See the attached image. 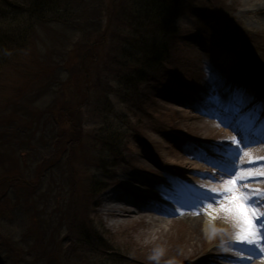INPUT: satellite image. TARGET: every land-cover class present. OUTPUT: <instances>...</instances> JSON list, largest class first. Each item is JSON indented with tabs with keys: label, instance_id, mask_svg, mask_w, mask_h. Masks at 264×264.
I'll return each mask as SVG.
<instances>
[{
	"label": "rangeland",
	"instance_id": "1",
	"mask_svg": "<svg viewBox=\"0 0 264 264\" xmlns=\"http://www.w3.org/2000/svg\"><path fill=\"white\" fill-rule=\"evenodd\" d=\"M126 1L128 0H72V5L77 11L76 19L73 21L74 26L71 29L56 28L55 30L54 27H50V33L43 29L36 30L40 42L30 43L20 55L19 53L15 54L16 61L24 62L27 58L24 68L29 78L22 79L19 74H14L9 68L5 70L6 72L0 71V81L12 77L16 84L14 89H19L18 85L21 87L26 85L28 91L35 94L38 88L35 89L36 86L32 82H39L35 78L36 74L46 72L45 76H49L53 72L52 68L61 62L60 52L64 57L79 48L81 56L91 51L94 57L84 60L80 64L85 71L89 72L88 97L83 96L89 103L91 100V105L87 104L84 108L81 107L85 101V99L82 100V96L75 99L76 103L70 102V105H78L76 110L78 114L76 115L79 116L80 129L76 133L77 137L73 136L71 130H67L65 138H69L71 135L72 140L78 141L79 144L71 143L68 146L67 163H62L61 167L59 166L60 168L48 177L41 188L38 183L42 179L40 180V176L37 174L39 166L43 163L42 155H44L47 145L53 144L56 135L63 130L49 128L46 122L48 113H44L41 120H37V116L34 117L39 130L33 129L32 138L28 136L27 129L20 132L22 128L19 127L28 128L23 120L31 119L29 115L31 110L23 107L22 101H18L21 103L20 110L26 111V117L20 115L19 112L12 113L3 102V92L0 93V195L1 198L4 195L8 199L5 202H0L5 211L2 214L0 212V224L4 226L0 232L3 234L4 230L10 232L18 230L17 222L12 219L10 213L14 205L12 201H17L18 207H21L23 203L31 204L33 208L36 207L35 214L46 229L43 236V248L40 253L37 251L42 261L51 257L57 260L69 256V261L74 262L70 255L74 254L75 248L77 251L80 250L81 246L76 244L74 248L72 244L79 242L78 239L81 237L76 231L68 233L66 226L72 227V224L75 225V223L78 224L76 226H79L81 220H84L83 224L90 220L89 235L86 234L87 238L90 236V239H86L90 243L91 240H95L93 235L100 237L105 234L104 230L110 232L105 234L108 235L105 236V239L112 242L111 244L117 252L125 254V257L121 256V258L124 263L127 262L126 264L130 262L138 264H159L161 262L168 264L172 262L178 264L181 261L185 264H197L200 257L207 259V256L213 255L223 256L222 261L224 262L232 261L238 256L232 252L231 249L234 248L229 242L231 238L240 234L241 225L233 213L224 210L226 206L224 200L213 206L215 209L213 212L217 215V220H215L217 228L215 232L211 233L204 226L206 216L204 210L206 209L200 212H184L177 208L178 215L159 223H148L147 219L130 223L125 220L110 227L107 222L108 216L104 214V199H100V196L96 197L95 192L99 190L101 182H97L98 171L93 168H97L98 165H113L115 155H119L129 141V149L134 160L130 169L119 170L118 175L127 179L131 178L124 182L131 186L132 189L128 188V190L132 193H138L141 189L145 190L143 185L147 181L157 183L160 180V183L176 186L187 193L210 194L213 192V187L210 188L211 185H215L214 190L228 188L227 183L220 184L217 181L216 175L213 178H210L209 175L199 174L191 176L193 178L183 177L180 166L185 167L183 160L188 158L187 148L191 144L200 146L202 152H213V154L216 150L222 151L226 145H229L226 141L230 139L226 138H230V132H226V128L222 127L219 122L208 121L211 123L209 125L204 123L207 121L204 119L207 118L202 117L203 115L197 109V101L202 94L201 79L208 73V66L212 68L215 63L237 68L241 63L248 66H250V62L256 66L264 64V38L261 36H264V11L262 10L264 0H212L217 11L223 10L224 16L220 22L225 31L228 29L230 32L227 31V41L209 37L206 39V43L200 40L195 41L198 36L202 35L205 24L201 21H193L192 16H200V13L194 10L186 13L190 21L186 26L189 27L187 34L192 39L191 43L179 39L183 27L179 19L176 21L173 19V27H169V23L166 24L164 41H166L168 52L162 61H159V65H156L157 70L153 78L155 81L151 85L145 86V93L149 99L148 101L143 99V91L139 90L138 95L133 94L130 97V99L132 98L130 109L126 103L128 96H126V100H122L120 97L123 96L121 91L123 75L116 68L120 61L121 40L123 39L120 29L122 30L124 26L119 19L124 12V6L126 7ZM128 12L130 13V10ZM226 13L229 15V20ZM235 28L238 33L239 30L244 33V41L240 42ZM89 45L98 48L93 49ZM37 51L43 52H39L37 57ZM29 53L30 55L27 57ZM10 68L14 70V64ZM248 68L241 69L247 74V78L239 75L232 76V74L227 77L240 80L234 87L233 95H237L235 100H240L241 108L247 107L246 98L242 102L240 96L250 85L252 76L256 77V80L251 83L252 86H255V91L258 89L264 91V74L250 72ZM231 69L235 71L234 68ZM172 70L176 72L173 76H169ZM63 76L60 74V77ZM206 87L208 92L210 89L209 79ZM183 88H191L193 91L189 94L183 92L181 98L186 101L179 103L175 94L178 91H183ZM218 92L214 89L210 90V95L217 94L213 97L208 94L209 103L210 101L215 104L222 103L224 98L218 96ZM38 97V95H34V101L39 103L35 107L44 110L48 100H38ZM257 97L250 103L257 108L243 109L242 112L236 109L238 111L236 116L244 117L248 114L259 118L253 130L258 133L262 142L256 145L255 152L253 148L247 150L244 162H261L262 166L250 169L252 170L250 176L254 181L250 182L248 186L254 190L256 188L262 190L264 193V175H261L264 173V114L260 115L261 117L258 114L257 117L255 116V110L259 111V108L264 107H259ZM152 100H156V103L154 104ZM231 105L236 107L233 103ZM39 111L35 110L36 113ZM186 115H194L199 119L191 121ZM8 119L15 125L12 135H9L10 133L5 127ZM185 125L192 128L187 129ZM206 125L207 127L204 128L203 126ZM40 129L45 130V135L50 133V138L41 135ZM128 132H136L137 137L129 140ZM110 144L113 146L112 152L109 149ZM233 146L231 145V147ZM231 147L228 146L226 150ZM109 158L111 159L109 160ZM201 165L204 164L199 163L197 167L200 169L206 167V165L202 167ZM90 167H93L92 170ZM171 175H174L176 179H173ZM201 180L204 185L200 183ZM55 181L59 183L61 190L59 188L55 194L57 196L55 205L57 212H51L52 207L47 204V201L53 196L51 186ZM193 187L197 189H191ZM157 190L160 189L156 188V192ZM255 216H258L256 210ZM22 219L26 220L23 215ZM25 223L28 225L27 221ZM6 225L9 229L5 228ZM62 228L63 232L59 234L60 236L56 233L53 234L55 230ZM8 234L12 235L9 232ZM18 234L20 233L18 232ZM67 237L70 243L66 242ZM218 238H221L219 243H215ZM39 239L42 241L41 236ZM27 244L29 243L27 242ZM206 244L207 246H204ZM107 248H111L110 243ZM26 249L25 252L34 253L33 246H28ZM221 249L222 252H219ZM88 253L87 260L90 262H83V264H109L111 262L106 261L110 260L108 258L111 256L110 254L104 253L103 259L100 260L98 253L92 254L91 251ZM80 258L82 259V255ZM60 261L63 262V260ZM74 263L81 264V261Z\"/></svg>",
	"mask_w": 264,
	"mask_h": 264
},
{
	"label": "trees",
	"instance_id": "2",
	"mask_svg": "<svg viewBox=\"0 0 264 264\" xmlns=\"http://www.w3.org/2000/svg\"><path fill=\"white\" fill-rule=\"evenodd\" d=\"M8 1L10 2L9 5L11 9L14 10H10L9 14L4 12L2 14V18L0 17V71H4L5 68L8 69L9 66L14 64L15 72L18 73L22 79H27L29 77L26 75V70L24 68V65H26L25 61H16L14 59L16 57L15 54L19 53L20 55L21 52H24L27 49L26 45L31 43L32 32L35 31L39 26L66 22L67 17H69L71 14V11L68 3L65 0ZM167 3V0H135L134 3H130L129 17H132L136 14V18H130L129 20L131 32L130 39H125L123 37L121 40L122 46L120 51L121 55L119 58L120 61L116 65L119 73L123 75L121 77V80L123 81L122 84H124L128 90H132L135 84L140 83L143 80L139 78L141 77V72L145 71L144 69L152 71L157 58L162 52V50H156L155 43L159 41L160 37H158L157 30L153 31L152 29L158 20H162V18L166 16L167 13L164 11V9L166 8ZM125 10H127V8ZM125 10L123 12L124 15L125 13H128L125 12ZM238 35L240 36V40L244 41V33L239 30ZM36 41H38L37 37L35 39V42ZM89 46L93 49L98 48L94 45ZM91 58H94L91 51L88 54L81 56L79 48L73 53H69L64 57L60 52L62 65L57 63L56 66L52 68L53 72L50 73L49 76H45V71V73L39 72L36 74L35 78L38 79L39 82H32L33 85L36 86L35 89L38 88L35 91V94L48 100L45 109L40 110L37 113L35 112L37 109L34 102L35 94L31 91H28L26 85H23L17 89V92L20 93V98L14 104L15 110L21 105V103L18 101H22V106L28 110H31L29 114L31 119H26V121L23 120L28 128L19 127L22 128V131L20 130V132H24V129H27L28 136H31L32 138L33 129L39 130L34 117L37 116V120H41L44 116V113H48L46 122L48 123L49 128H60L63 130V132H60L56 135L53 144L50 143L47 145L44 155H42L43 163L41 166H39V172L37 174L40 176V180L50 176L52 173L58 170L62 163L66 164L68 161L67 157L69 156L68 146L71 143H78V141L72 140L71 135L69 138H65L67 135V130H71L73 136H76V133L80 129L78 121L79 116L76 115L78 114V112L76 113L78 105H70V102L76 103L75 99H78L80 96H82V100L85 99L83 95H85L86 98L88 97L89 91L87 88V82L89 72L85 71L84 68L80 66V64L82 61ZM60 67L62 68L61 72ZM60 74H63L64 76L60 77ZM1 83L2 81H0V86ZM90 103L85 99V101L81 104V107ZM18 112L20 115L22 114L23 117H26L25 110L21 109ZM40 132L41 135L43 134L45 136V138H50V133L45 135V130L42 131V129H40ZM39 159L40 157L38 158V161ZM51 188L52 190L54 188L56 192L59 188L61 190L59 183L56 181L52 184ZM56 192L54 191L53 196L47 201V204H50L52 207L51 212H57L55 207L57 199V196H55V194H57ZM83 221L84 220H81V224L79 226H76L78 225L76 223L75 225L70 223L72 224V227L69 225V233L76 231L79 237H81L78 239V241L83 243L82 247L86 250L92 251L94 254L98 253L99 256H101V253L112 252L111 254L115 256L116 253L113 251V249L111 250L107 248V244L102 239V235L99 237L92 234L93 238H95V240H91L92 244L86 241V239H90V236L87 238V235H89V228L87 222L83 224ZM45 230L46 229L40 222H37V226H34V232L38 231L40 234H42V236L45 235ZM55 233L56 235L60 236L59 234L62 232L60 229H58L55 230L53 234ZM60 260H63V262ZM57 261L61 264H75L74 262L70 263L69 258L57 259ZM85 261L89 260L85 259ZM110 261L111 262L109 264H118L117 260H114V258Z\"/></svg>",
	"mask_w": 264,
	"mask_h": 264
},
{
	"label": "snow or ice",
	"instance_id": "3",
	"mask_svg": "<svg viewBox=\"0 0 264 264\" xmlns=\"http://www.w3.org/2000/svg\"><path fill=\"white\" fill-rule=\"evenodd\" d=\"M261 175H264V173H261ZM227 183L229 187L226 189V192L231 195L228 197V205L225 206L224 210L233 213L241 225L238 239L252 242L253 237L257 235V230L253 223L255 210L247 206V198L243 193L235 191V185L238 183L237 178L230 179Z\"/></svg>",
	"mask_w": 264,
	"mask_h": 264
},
{
	"label": "bare ground",
	"instance_id": "4",
	"mask_svg": "<svg viewBox=\"0 0 264 264\" xmlns=\"http://www.w3.org/2000/svg\"><path fill=\"white\" fill-rule=\"evenodd\" d=\"M262 10L264 11V4L262 5ZM207 126V125H206ZM234 157V155H232ZM232 157V158H233ZM195 158H198L197 156H195ZM193 162L188 161L186 162L185 166H193ZM211 171L210 169H206ZM187 172H191L190 168L186 169ZM212 172V171H211ZM105 200L107 202V204L109 203V197H105ZM111 208H109L107 211L110 212ZM216 214L213 211H208L206 212V220L204 221L205 223V228L208 232H215V229L217 228V224H216ZM233 245L237 246V247H243L246 249H252V250H256L257 249V245H258V240L255 239V237H253V241L252 242H248L247 240H240L238 239V237L232 239L230 241ZM264 264V262H263Z\"/></svg>",
	"mask_w": 264,
	"mask_h": 264
}]
</instances>
